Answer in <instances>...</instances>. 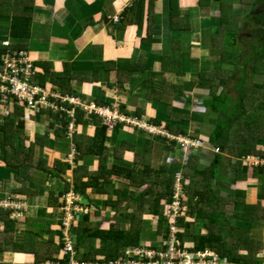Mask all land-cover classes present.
<instances>
[{"label": "crops", "instance_id": "crops-1", "mask_svg": "<svg viewBox=\"0 0 264 264\" xmlns=\"http://www.w3.org/2000/svg\"><path fill=\"white\" fill-rule=\"evenodd\" d=\"M147 1L143 0L141 5V0H32L30 35L26 39L9 36L11 16L8 12L11 10L4 9V13L0 10V32L3 33L0 43L8 41L23 45L21 49L27 51L29 60L35 66V81L54 94L77 98L83 105L78 108L84 110L83 120L78 125H75L74 117L68 118L63 113V120H59L60 117L54 119L45 109L26 111L19 116L21 120L14 116L23 123L16 137L23 140L24 153L31 149L34 160H46L45 167L49 173L34 170L25 190L17 192L16 189L21 186L15 180L18 170L5 166L0 150V202L7 205L0 208L9 211V218L15 223L14 232L8 238L0 222V264L34 263L33 255L14 250V243L21 242L25 232L34 233L35 239L40 242L57 233L54 212L62 205L63 195L56 200L60 204L58 206L48 205V195L62 192L64 184L71 183L76 153L71 137L73 132L91 136L97 128L106 127L104 143L108 152L103 163L107 167L132 168L133 151L144 154L148 141L159 145L155 148L160 154L159 164L164 162V158L170 162H181L183 154L178 139L188 145L189 154L197 153L194 156L199 160L208 158L209 154V159L212 158L213 150L208 146L207 139L212 130L209 120L215 117V113L207 104L209 89L218 80H212L206 74L220 69L229 72L233 66L222 63L219 55L212 53L211 49L224 9L230 5L234 22L240 23L250 11L252 0H154L149 43L143 40L147 27ZM169 2L179 12V23L172 21L175 27L171 29L168 25ZM7 3L12 5L8 0L1 1L0 5ZM132 5H135L132 22L119 27L121 14ZM140 14L141 24L138 25ZM127 18L130 20L129 16ZM178 25L184 27L177 28L180 27ZM163 59L166 60L163 62L167 68L165 71L160 68ZM174 60L180 63L178 72L175 71ZM127 64L141 67L131 71L128 80ZM164 80L179 86L181 94L179 89L170 87L164 97L168 104L161 102L163 100L148 99L156 91L163 90ZM172 91L177 93L170 98ZM91 105L104 109L120 107L125 116L137 121L140 127L125 122L109 127L99 115L89 110ZM154 119L159 123H153ZM70 124L72 130L68 129ZM165 125L177 129L170 132ZM122 142L130 148L118 157L114 150ZM170 145L174 150L167 147ZM56 161L65 165L57 169ZM250 161H243L241 167L253 168ZM79 163L88 164L89 169L94 170L97 157L87 155ZM255 180L247 178L240 184ZM244 186L242 190L233 186L224 189L225 192H233L227 195L238 200L232 210L240 213L244 205L263 208L264 194L260 192V182L258 194L250 183L248 188ZM104 188V194H97L95 189H91L85 198L73 194L89 204L92 208L89 212L94 213L97 212L94 207L110 201L108 197L114 196L116 190L125 197L129 191L135 190L117 177H113ZM252 191L253 195H250ZM89 193L93 194L91 198ZM240 196L242 199H239ZM99 216L103 217L104 212L101 211ZM226 219L233 226L247 230L249 238L261 244V250L254 254L253 259L254 264H264V224L242 223L231 217ZM195 232H198L197 229ZM45 237L49 238L44 240ZM143 238L151 240L145 231Z\"/></svg>", "mask_w": 264, "mask_h": 264}, {"label": "trees", "instance_id": "trees-1", "mask_svg": "<svg viewBox=\"0 0 264 264\" xmlns=\"http://www.w3.org/2000/svg\"><path fill=\"white\" fill-rule=\"evenodd\" d=\"M1 1L4 0H0V4ZM8 1H11L12 5L9 3L0 5V10L1 12H5L4 9L11 10L8 12L11 16L9 36L16 39L28 38L32 0ZM153 1H147V27L143 40L148 43L151 39ZM250 6V11L240 23L224 19L223 12L221 13L217 37L211 49L212 53L219 55L222 63L233 66V70L228 72L220 69L206 74L210 79L218 80L209 89L210 100L207 104L215 113V117L209 120L212 130L207 144L212 150H217V153L212 152L208 165L202 166V169L199 168L197 165L199 159L192 154H189L185 164L177 160L159 164L160 154L159 151H155L159 145L148 141L144 154L133 151L132 168L115 165L107 167L103 163L108 152L104 143L106 127L97 128L91 136L72 133V143L76 152L72 180L70 184H64L62 192L56 195L49 193L48 205H60L56 200L68 192L82 198H85L86 193L91 189H95L97 194H104L106 192L104 186L109 185L113 177L122 179L129 188L139 192L133 200L134 205L139 209L138 213L129 212L130 209H122L118 190L114 192L115 200L106 201L104 204L107 208L115 209L116 220L126 219L130 222L127 230L120 229L117 223L109 224L107 229H102L99 222L92 221L94 216H99V212H92V214L88 212L82 216L73 241L76 253L79 249L87 251L81 256L85 263L121 261L126 249L141 247L146 219L161 218L160 221V218L157 219L155 226V235H161L163 220L168 212V202L172 198L175 187V177L180 174L183 199L180 201L181 210L176 219L177 240L192 253L202 252L206 246L219 262L223 261L218 264H254L253 256L261 250V244L250 239L247 230L233 226L226 218L231 217L239 222L253 225L264 224V207L244 205L242 212H234L232 207L238 200L220 192V189H229L235 183L244 182L249 178L260 181V192L264 194L263 167H251L248 176L241 172L244 158L264 160V151L256 148V143H264V113H261L264 111V0H252ZM134 7L135 5H132L123 11L119 27H125L132 22ZM168 8V25L171 29L175 27L172 21L179 23V12L176 7L171 6L170 2ZM230 8V5L229 10L226 7L224 13L227 10L229 13ZM141 14L138 17V25L141 24ZM183 27L181 25L177 28ZM7 48L21 49L24 46L18 43L10 44ZM5 49L0 43V57ZM164 61L166 60L160 61V68L163 71L167 69L163 65ZM173 63L176 65L175 71L178 72L179 61L174 60ZM126 67V80L131 71L141 68L134 64H127ZM64 76L69 78V75L64 74ZM258 76L262 80L255 82L254 79ZM170 87L179 89L178 93L181 94L179 86L165 81L163 90L156 91L157 93L149 98L163 100L161 102L168 104L164 97L169 93ZM176 93L172 91L170 98ZM41 110L42 108L39 111ZM24 112L23 107L18 105L14 109L15 115L0 121L2 159L6 167L18 170L15 180L21 186L16 189L17 192L25 190L27 181L34 170L49 173L45 167L46 160H34L31 149L28 153H24V142L16 137V132L22 129L23 123L14 119V116H22ZM50 113L54 119L60 117L59 120H63L61 113L52 111ZM73 117L75 125L81 124L84 110L75 107ZM152 122L159 123L155 119ZM164 127L170 132L177 129L170 125ZM178 132L182 133V131ZM128 148L130 146L122 142L118 148H115L114 154L119 157ZM87 155L97 157V166L94 170H90L88 164L79 163ZM55 163L57 169L65 165L60 161ZM222 167L233 171L232 179L219 178ZM185 169H190L191 173L182 172ZM93 180H95V186H93ZM0 222L3 224L7 237H11L15 223L9 218V211L0 208ZM59 237L61 239V235ZM35 238L34 233L25 232L24 239L14 243V250L33 255V264L62 262L61 259L64 257L60 255L61 248L54 240L40 242ZM183 241H187L188 247H185L186 244Z\"/></svg>", "mask_w": 264, "mask_h": 264}, {"label": "built area", "instance_id": "built-area-1", "mask_svg": "<svg viewBox=\"0 0 264 264\" xmlns=\"http://www.w3.org/2000/svg\"><path fill=\"white\" fill-rule=\"evenodd\" d=\"M6 49L0 57V121L5 117L13 116L16 106L21 105L25 111H39L40 108L66 114L68 118H73L74 108L83 107L80 101L75 97L61 96L42 88L34 80L36 71L32 61L29 60L26 50L7 48L10 43L3 41L1 43ZM68 106H71L68 108ZM89 110L99 115L103 122L113 127L117 123H128L140 127L137 121L127 118L120 107L114 109L98 108L94 105L90 106ZM22 118L19 117V120ZM73 129L72 124L68 127ZM178 145L186 159L189 156L188 145L181 143L178 139ZM195 146V145H194ZM217 153V150H213ZM185 159V160H186ZM248 160L249 158H244ZM253 167H263L264 160H257L251 164ZM178 176H180L178 178ZM181 175L175 177V187L171 200L168 202V212L163 220V233L158 238V247L149 249L128 248L124 251V257L117 262H94L85 263L81 258H78V253L75 251L73 237L70 235L71 222L69 219L76 213L87 214L88 211L81 208V202L76 199L71 192L67 193V198L64 199L61 210L64 213L65 221L63 227L66 233L61 234L62 247L60 246V255L64 257L61 263H45V264H218L216 256L208 251L192 253L187 251L182 244L177 240L178 232L176 219L180 213V201L183 199ZM70 197V200H69ZM1 207L7 205L0 202ZM67 221V222H66ZM70 235V236H69ZM66 261V262H65Z\"/></svg>", "mask_w": 264, "mask_h": 264}, {"label": "rangeland", "instance_id": "rangeland-1", "mask_svg": "<svg viewBox=\"0 0 264 264\" xmlns=\"http://www.w3.org/2000/svg\"><path fill=\"white\" fill-rule=\"evenodd\" d=\"M227 9H228V7H227ZM226 12H227V15H226ZM223 18L224 19H226V20H228V19H230V21L231 22H234V19H233V17H232V10L230 9V11H229V13H228V11H225V13L223 12ZM241 22V21H240ZM3 33H1L0 32V35H2ZM231 68V67H230ZM262 80V78L261 77H256L255 79H254V81L255 82H258V81H261ZM148 99H150L149 98V96H148ZM262 112V111H261ZM263 113V112H262ZM17 118L19 117V116H16ZM175 141V140H174ZM0 144H1V141H0ZM257 145H256V148L258 149V150H261V151H264V144H260L259 142L258 143H256ZM167 147H170L171 148V150H174V148H173V145H170V146H167ZM175 148H177V145L175 146ZM169 152V151H168ZM175 152V151H174ZM172 155H173V153H171ZM182 154H183V158H182V160H181V163H183V164H185V162H186V160L188 159V157H187V159H186V155H184V153L182 152ZM193 155H197V153H195V154H193ZM209 156H210V154L209 155H207V157L208 158H202V159H200L199 161H198V163H197V165H198V167L200 168L201 167V169H202V166H206V165H208V163H209V161L211 160V158L209 159ZM211 157V156H210ZM186 159V160H185ZM253 158H249V160H251L250 162H255V159L254 160H252ZM165 163H168V162H170V161H166L165 160V158H164V160H163ZM178 161V160H177ZM243 161H245V159L244 160H242V162ZM233 162V161H232ZM162 163V162H161ZM243 170V171H242ZM245 170V171H244ZM182 172H184V173H191V170L190 169H185V170H183ZM241 172L243 173V174H247V176H248V174H249V167L247 168V167H241ZM219 178L220 179H222V180H224V179H227V178H230V179H232L233 177V171H231V170H227L226 169V167H222L221 169H220V172H219ZM229 175V176H228ZM31 176V175H30ZM180 176H178V178H179ZM29 179H30V177H29ZM260 182V181H259ZM259 182H258V179H256L255 181H250V182H248V181H246L244 184L246 185V187L248 188V184L250 183L251 185H253L254 186V188H255V190H256V193L258 194V188H259ZM182 184V183H181ZM244 184H235L233 187L234 188H237L238 190H242L245 186H244ZM131 190V189H130ZM138 191H135V190H132V191H129V193L126 195V197L125 196H120L121 197V201H122V209H130V211L129 212H135V213H138L139 212V209L137 208V206H135L134 205V203H133V200L138 196V194L139 193H137ZM220 192H222V194L223 195H226V194H233V192H229L228 193V191H224V189H220ZM137 193V194H136ZM239 193V192H238ZM90 194V195H89ZM88 194V196H89V198H91L92 197V193H89ZM250 195H253V191H252V194H250ZM91 196V197H90ZM231 196H235V194L234 195H231ZM237 196H239V194L237 195ZM76 197V199H78V201H80L81 202V204H80V206H81V208H79V210H82V209H85L86 208V211H88L89 212V210H91L92 208L90 207V205L89 204H87L86 202L84 203V201H83V199L82 198H80V197H77V196H75ZM65 198H67V195L65 194L64 196H62V206L64 205L63 204V202H64V199ZM110 200H115V196H110V197H108ZM239 198V197H238ZM239 199H242V196H240V198ZM69 200H70V197H69ZM251 201V200H250ZM249 201V202H250ZM256 201V200H255ZM257 204H259V203H257ZM260 204H262V203H260ZM96 206V205H95ZM94 211H97V212H101V211H103L104 212V216L103 217H101V216H94L93 218H92V221H94V222H99L100 224H101V228L102 229H107L108 228V226H109V224H112V223H117V224H119V227H120V229H122V230H127L128 228H129V226H130V222L129 221H127L126 219H122V220H116V218H117V213L115 212V209H110V208H107L106 206H104V205H102L101 206V204L99 205V207H94ZM88 212H87V214H88ZM90 213H91V211H90ZM92 214V213H91ZM84 215V213H81L80 212V214L79 213H76L74 216H72L70 219H69V222H71L70 224H71V227H70V235L72 236V237H76V234H75V232H76V229H77V225H78V222H80L81 220H82V216ZM14 217H16L15 215H13ZM54 216L56 217V219H55V221H56V223L58 224V226L56 227V229H55V231L57 232L56 234H54V235H52L51 234V237L52 238H50V239H52V240H55L54 242H56V245L58 244L59 246H61L62 247V240L60 239V235L62 234V233H66V231H65V229H64V227H63V220L65 221L66 219H65V216H64V213H63V211L61 210V208L59 207L58 208V211H55L54 212ZM13 217V218H14ZM160 217H158L157 219H159ZM157 219H154V220H150V219H146L145 221H144V230H143V232L145 231V233H149V238L151 239V240H147V238H146V240H145V238H142V243H141V247H138L139 249H149V248H151V246L152 247H158L157 246V244H159V237L161 236V235H159V236H157V235H155V230H156V225H157V223H156V221H157ZM161 220V218L159 219V221ZM67 222V221H66ZM149 225V226H148ZM162 227H163V225H162ZM69 235V236H70ZM50 237V236H49ZM49 237H45V239L44 240H46V239H48ZM50 239H48V240H50ZM47 240V241H48ZM43 242H46V241H43ZM185 244H186V242L187 241H183ZM183 243V244H184ZM73 244H74V246H75V242H73ZM185 247H188V244H186V246ZM205 250H208L207 249V247L205 246V248H204ZM209 251V250H208ZM87 253V251L86 250H84V249H79L78 250V258H80L82 255H84V254H86Z\"/></svg>", "mask_w": 264, "mask_h": 264}, {"label": "clouds", "instance_id": "clouds-1", "mask_svg": "<svg viewBox=\"0 0 264 264\" xmlns=\"http://www.w3.org/2000/svg\"><path fill=\"white\" fill-rule=\"evenodd\" d=\"M34 65V64H33ZM35 67V66H34ZM35 71H36V69H35ZM35 81V80H34ZM36 82V81H35ZM37 83V82H36ZM38 85H39V83H37ZM42 88H45V87H43V86H41ZM46 89V88H45ZM48 90V89H47ZM43 109V108H42ZM122 109V108H121ZM26 111H29V110H26ZM31 111V110H30ZM123 111V110H122ZM39 112V111H38ZM123 113H124V111H123ZM125 115V114H124ZM120 123V122H119ZM134 126V125H133ZM137 127V126H136ZM187 161V160H186ZM69 193V192H68ZM65 194H67V193H65ZM65 194H63V196L65 195ZM62 206V205H61ZM60 206V207H61ZM79 257V256H78ZM81 258V257H80Z\"/></svg>", "mask_w": 264, "mask_h": 264}]
</instances>
